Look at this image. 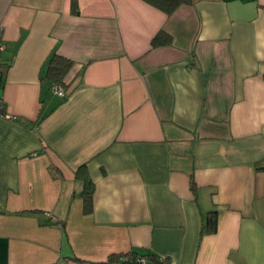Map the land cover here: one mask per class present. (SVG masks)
<instances>
[{
	"label": "crops",
	"instance_id": "crops-1",
	"mask_svg": "<svg viewBox=\"0 0 264 264\" xmlns=\"http://www.w3.org/2000/svg\"><path fill=\"white\" fill-rule=\"evenodd\" d=\"M0 27V264H264V0H0Z\"/></svg>",
	"mask_w": 264,
	"mask_h": 264
},
{
	"label": "trees",
	"instance_id": "trees-1",
	"mask_svg": "<svg viewBox=\"0 0 264 264\" xmlns=\"http://www.w3.org/2000/svg\"><path fill=\"white\" fill-rule=\"evenodd\" d=\"M154 7L162 10L167 15H170L181 3H190L191 0H143ZM172 39L170 34L166 33L164 30L160 29L151 39V47L163 46L171 44ZM73 60L56 54L54 51L48 56L45 63V73L42 78L48 82V87L51 84H59L65 91L66 94V82L65 78L69 73L71 67L73 66ZM64 94V95H65ZM53 96V95H52ZM48 97L51 99V97ZM42 106L39 111L37 120L43 119L53 108V105H49V101H45L41 97ZM59 102V101H57ZM56 102V103H57ZM76 177L81 180L82 186L78 191L73 192V196H80L83 200V210L84 212H90L92 210V198L94 192V183L89 177L85 170V164L80 165L76 170ZM204 230L206 232H214L216 230V214L215 211H210L204 218L203 224ZM140 257H147L143 255H138L136 252H125L111 254L106 261H117L120 264H140L138 259Z\"/></svg>",
	"mask_w": 264,
	"mask_h": 264
},
{
	"label": "built area",
	"instance_id": "built-area-1",
	"mask_svg": "<svg viewBox=\"0 0 264 264\" xmlns=\"http://www.w3.org/2000/svg\"><path fill=\"white\" fill-rule=\"evenodd\" d=\"M5 48H6V44H5V40L3 38L2 28L0 27V59H1V52ZM3 73H4V71H3L2 65L0 63V85L2 83ZM51 89H52V92L58 96H64V94H65L64 89L59 84H56V83L51 84ZM3 108H4V101H3V98L0 96V115L5 114ZM159 260L162 264H176L174 261H171L165 257L159 258ZM138 261L140 264H144L146 261V258L140 257L138 259ZM103 264H120V263L114 260V261H105Z\"/></svg>",
	"mask_w": 264,
	"mask_h": 264
}]
</instances>
